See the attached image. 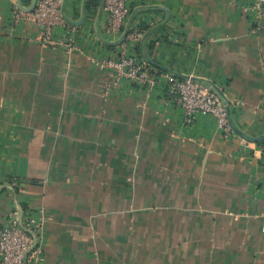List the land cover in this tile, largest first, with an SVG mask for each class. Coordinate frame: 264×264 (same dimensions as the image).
Masks as SVG:
<instances>
[{"label": "crops", "instance_id": "obj_1", "mask_svg": "<svg viewBox=\"0 0 264 264\" xmlns=\"http://www.w3.org/2000/svg\"><path fill=\"white\" fill-rule=\"evenodd\" d=\"M249 1L129 3L144 27L137 56L212 83L257 136L264 20L253 33ZM15 4L32 0H0V222L43 207L45 264H264V140H226L205 114L186 123L161 85H115L92 59L123 48L102 0L64 1L55 34L74 27L71 53L14 21Z\"/></svg>", "mask_w": 264, "mask_h": 264}, {"label": "built area", "instance_id": "obj_2", "mask_svg": "<svg viewBox=\"0 0 264 264\" xmlns=\"http://www.w3.org/2000/svg\"><path fill=\"white\" fill-rule=\"evenodd\" d=\"M65 0H36L31 9L24 10L17 4L12 8L13 20H31L41 28L42 40L63 46L68 53L76 49L74 27H66L64 37H56V29L67 25L62 6ZM110 14L106 31L122 35L123 48L115 57L94 56L93 62L112 71L115 85L131 83L151 96L152 90L161 85L166 106L177 103L184 121L191 124L199 114L211 117L224 139L239 135L229 117L226 103L211 84L192 76L180 77L173 72L155 68L134 51L141 41L142 20L133 19L129 0H102ZM251 31L259 34L263 28L264 0H250L246 5ZM238 103V101H237ZM246 142L245 139H242ZM47 223L43 207L16 208L0 222V264H45L46 254L41 239ZM264 229V227H263Z\"/></svg>", "mask_w": 264, "mask_h": 264}, {"label": "water", "instance_id": "obj_3", "mask_svg": "<svg viewBox=\"0 0 264 264\" xmlns=\"http://www.w3.org/2000/svg\"><path fill=\"white\" fill-rule=\"evenodd\" d=\"M35 1H36V0H33V3H35ZM31 8H32V7L30 6V7H28V9H27V8H25V9L29 10V9H31ZM150 63H154V64H155V61H154V60H150ZM160 67H161V68H165L164 66H161V65H160ZM173 73H175V72H173ZM175 74H177V73H175ZM197 80H198V79H197ZM200 81H203V80H200ZM204 82H206V81H204ZM206 83H208V82H206ZM209 84L212 85V83H209ZM212 86H213V85H212ZM219 93H220V92H219ZM220 95H221L223 101H224V102L226 103V105H227L228 112H229V117H230V120H231V122H232V124H233V126H234V128H235V130H236V132H237L239 135H241L244 139L249 140V141H254V142H256V141L264 140V134H262V135H257V136L248 135L247 133L241 131V130L235 125V123L233 122V120H232V118H231V115H230V103H229V101H227V100L224 98V96H222V94H220Z\"/></svg>", "mask_w": 264, "mask_h": 264}, {"label": "trees", "instance_id": "obj_4", "mask_svg": "<svg viewBox=\"0 0 264 264\" xmlns=\"http://www.w3.org/2000/svg\"><path fill=\"white\" fill-rule=\"evenodd\" d=\"M142 28H144L143 27V24H142ZM149 64L151 65V66H153V67H156V66H154V65H152L150 62H149ZM158 67V66H157ZM158 68H160V67H158ZM28 207H26L25 209H27Z\"/></svg>", "mask_w": 264, "mask_h": 264}]
</instances>
